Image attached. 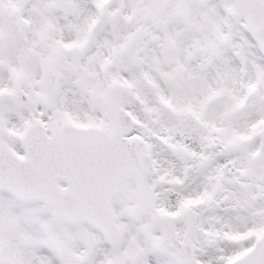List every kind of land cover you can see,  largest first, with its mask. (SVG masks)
Returning a JSON list of instances; mask_svg holds the SVG:
<instances>
[{"label":"snow or ice","instance_id":"6c2138e0","mask_svg":"<svg viewBox=\"0 0 264 264\" xmlns=\"http://www.w3.org/2000/svg\"><path fill=\"white\" fill-rule=\"evenodd\" d=\"M0 264H264V0H0Z\"/></svg>","mask_w":264,"mask_h":264}]
</instances>
